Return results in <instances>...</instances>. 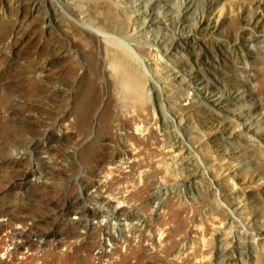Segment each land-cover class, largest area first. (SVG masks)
I'll return each mask as SVG.
<instances>
[{
    "label": "rangeland",
    "instance_id": "rangeland-1",
    "mask_svg": "<svg viewBox=\"0 0 264 264\" xmlns=\"http://www.w3.org/2000/svg\"><path fill=\"white\" fill-rule=\"evenodd\" d=\"M27 1L0 0V261L6 264H20V262L23 264H96L97 261V264H154V262L155 264H190L193 260L194 262L191 264H252L245 255L241 256L240 263L239 261H229L227 254L222 252L227 245L231 244V239L235 240L232 245L234 244L236 254L239 253L238 243L240 240L241 253L245 245L250 247L257 242L256 248L260 247L259 251L256 249L258 252H261L263 247L258 242V236L255 239L250 237L253 232L250 229L252 228L250 223L243 219L240 220L238 217L234 221L229 219L233 211L230 202L226 201L228 199L223 195V191L221 192L218 186L212 184L204 176L203 169H200L201 165L197 164L196 160L198 158L199 163H203V165L205 163V167L211 168L207 165V154L218 155L221 154V151L229 150V156H223L227 158L225 159L226 163L236 164L239 168L246 167L255 174L264 175V139L256 138L248 131L239 129V124L236 123L237 119L234 118L235 115L232 112H227V115L233 117V123L222 124L218 116L209 114L211 117L214 116V119L210 120V116L204 111L200 112V116L193 117L196 121L189 122L194 130L197 129V134L187 139L184 137L185 134L180 124L175 122L173 125L169 121L171 124L169 126L168 122L164 123L156 94L151 89L147 90V92L149 91L147 97L150 104L147 103L145 108L149 107L150 109H146L149 110L146 115H144L145 112L143 114L142 111L137 110L142 108L144 111V106L137 104L138 107L140 106L137 108L134 105L136 103L132 104L135 108L131 106L134 111L127 105L120 106L115 97L114 82L111 81L112 78L109 75L106 50L111 47V50L114 48L121 52V50H125L119 49V51L118 47H123H117L116 44L114 47L113 44L107 45L105 42H102L100 46L88 35L74 32L75 30L68 20L69 8L64 6L63 0ZM112 6L101 9L104 11H100L102 18L111 19L114 23L116 21V26L124 28L130 21L133 22V16L129 21V15H123L129 12H122L118 6ZM116 13L119 16L115 19ZM65 14L67 15L65 16ZM111 15H114V18ZM262 23L264 24V21ZM241 24L243 25L241 28L233 24L230 25L231 27H227L229 30L227 35L220 34L219 36L215 33L217 37L225 41L226 47L223 49L225 56L216 41H211L213 49L211 51L217 56V62L210 53L208 57L218 68L216 74L219 79L225 81L223 82L226 86L245 89L247 101L243 103L246 105H241V107L233 105V110L236 112L248 111L253 115L262 108L264 109V32L256 30V21L251 18ZM135 27H133L135 31L133 28L132 32L129 31L128 37L141 39L138 41L139 43H136L138 46H142H137V48L148 54L149 58L152 53V60H150L152 64L150 63L149 70L156 69L159 64L160 68L157 67V69L163 71L160 63L166 58L165 61L170 64L168 55L160 48L157 50V46L146 37L140 38V33ZM66 29L70 31H66ZM252 33H254V37ZM72 38L77 39L74 41ZM145 42H151L152 45ZM106 45L109 47L107 48ZM250 45L255 46L254 49L250 48ZM155 48L157 51L160 49L162 53L160 51L157 53ZM196 48L175 53L177 57L180 55L179 58L194 71L199 70L195 58L201 52L199 48L197 50ZM133 49L135 48L133 47ZM196 52L197 54H195ZM172 53L174 54V52ZM124 54L126 56L127 53L124 52ZM102 55L106 58L101 57ZM127 55L130 56V54ZM160 56L165 58L161 59ZM130 57L132 58V56ZM132 59L130 60L134 63L135 61ZM135 63V66H139L138 68L141 70L140 65ZM46 65L47 67H45ZM208 68L213 71L208 64L206 65V62L201 64V69L204 72L207 70V74H205L211 80L213 72ZM140 72L143 73V76L140 75L145 79V82L149 80L145 71ZM144 84L148 87L149 82ZM216 84L218 87L221 86V89L223 88L222 84ZM146 86L145 88H147ZM168 88L171 87L168 86ZM175 88L174 86L167 91L170 90L172 95H176L178 88L176 90ZM125 107L127 110H124ZM191 112L189 110L188 112L182 111L184 121L188 120L189 114H194ZM207 118L211 121L208 126L204 124L205 120H208ZM67 120L71 123H67ZM223 126H226L229 131H234L238 136L231 139L227 134L224 135L227 142L220 137L217 139L210 137L215 129ZM213 127L215 128L213 129ZM177 132H180V135L184 134L180 136V140L176 138ZM183 137L184 139H182ZM112 153L116 155L115 161ZM132 153L134 156L131 155ZM223 155L227 154L223 153ZM13 157H18L17 161L13 160ZM214 169L218 170L219 167L215 166ZM197 170L199 171L197 179L194 180L193 176ZM230 178L233 184L239 186V181L235 176H230ZM53 184H57V186L52 187ZM44 186L47 189L43 188ZM238 199L244 200L242 195ZM263 202L260 207L264 209ZM247 203L248 206L245 203L247 217L252 222L257 205L252 202ZM118 208L121 211H118ZM78 209L81 212L78 213ZM43 214H47V216ZM75 215L76 217H73ZM36 218L37 220H34ZM82 218L85 219L82 220ZM68 219L74 220V222H69ZM24 220L28 222L26 223L29 224L27 225L29 228L22 226L23 223L20 228V222ZM78 221L79 223H77ZM35 222L36 225H33ZM183 222L188 225H184ZM30 224L34 228H31ZM181 225H184L185 228L182 227L184 230ZM9 227H12L11 230ZM81 227L83 228L81 229ZM106 229L111 233L109 234ZM193 229L198 230L195 232ZM103 230L104 233H102ZM74 231L77 233L76 235ZM97 231L98 233H96ZM196 233L199 234L196 235ZM31 235L36 244L30 245V248L27 240ZM65 236H67L66 240ZM90 238L92 239L90 240ZM63 239L65 241L58 244ZM73 239L75 240L69 241ZM223 240L224 243H222ZM97 241L98 243H96ZM50 242H52L51 245ZM226 242L230 243L226 244ZM64 243L70 245L67 247ZM99 243L102 247H99ZM39 245H42V249ZM62 247L67 254L61 250ZM54 248L55 250H53ZM68 248L71 251H68ZM89 248L90 250H88ZM92 248L97 249L92 252ZM33 249L35 250L33 251ZM57 250L58 252H56ZM103 250L105 251L103 252ZM70 252L73 253L70 254ZM59 253L62 257H59ZM91 253L96 254L90 256ZM41 256H45L43 260L46 262L41 259ZM87 256L90 257V260ZM97 256L101 259H98ZM36 257L38 259L41 257L39 262H36L38 261ZM8 260L11 262L9 263Z\"/></svg>",
    "mask_w": 264,
    "mask_h": 264
},
{
    "label": "bare ground",
    "instance_id": "bare-ground-1",
    "mask_svg": "<svg viewBox=\"0 0 264 264\" xmlns=\"http://www.w3.org/2000/svg\"><path fill=\"white\" fill-rule=\"evenodd\" d=\"M29 1V0H28ZM27 1V2H28ZM32 1V0H31ZM45 1V0H44ZM43 1V3H44ZM64 1V6L69 8V15H68V20H69V24H71L72 28L75 30L74 32H77L78 34H84V35H88L89 37L92 38L93 41H95V43H97L98 45L101 46L102 42H105V44L107 45H112L114 46L115 44L120 47L123 48H119V49H124L125 51L118 52L117 49L111 50V47L107 46L108 48L106 57L107 61H108V70L110 72V76H111V81L113 80L114 82V93H115V97H116V101L120 106H126L127 107H131L133 106L132 104H134L135 106H137V108H139L140 106H145L148 104H150L148 97H147V93L150 91V89L154 92V94H156V98L160 107V112L163 116V121L168 122L169 121L175 125L174 123L177 122L178 124H180L183 133L185 134L184 137H186L187 139H190L193 137L194 134H197L196 130H194L191 125L189 124V122L194 121L195 119L193 118L194 116H200V112H205L208 115L209 114H213L215 116H218L221 121L222 124H232L234 119L233 117H230L229 115H227V112H232L237 120L236 123L239 124V129H244L245 131H248L249 133L253 134L256 138H262L264 139V109L262 108L260 111H257L255 114H251L250 112H236L233 110V105H239L241 107L245 106L246 104H244L243 102L247 101V94L245 93V89L242 87H237V86H226L224 84V80L219 79L218 75L216 74L217 72V67L213 64L212 61H210L209 59V53L210 55L214 58V60L217 62V56L214 54L212 47H211V41H216L217 46L220 48V51H222L223 55L225 56V51H223L224 47H226L225 41L222 38H219L216 36L215 33H217L219 36L220 34H224L227 35L229 32L227 27H231L230 25H238L241 28V22H245L247 21L248 18H251L253 20L256 21V30L258 32H264V24L262 23L264 21V0H63ZM42 2V1H41ZM35 3V2H34ZM40 3V2H39ZM53 7L54 4L52 3ZM56 5V4H55ZM112 5L118 6V8L121 9L122 12H129L127 14H123V15H129L131 14L130 18L128 16V20L131 19V17L133 18V22L130 21V23L125 26H127L126 28L122 27V26H116V21L115 23L113 21H111V19H105L102 18L100 11L101 9L104 8H108L111 7ZM22 6V5H21ZM36 7V6H35ZM27 8V7H26ZM41 8V7H40ZM45 8V7H44ZM113 8V6H112ZM111 8V9H112ZM115 8V7H114ZM55 9V8H54ZM116 9V8H115ZM35 10V9H34ZM41 10V9H40ZM39 10V11H40ZM109 10V9H108ZM119 11V9H117ZM103 11V10H102ZM101 11V12H102ZM21 12V11H20ZM46 12V11H45ZM56 12V11H55ZM104 12V11H103ZM115 12V11H113ZM117 12V11H116ZM19 13V12H18ZM68 13V12H66ZM106 13V12H105ZM104 13V15H105ZM109 13V12H108ZM112 13V12H111ZM35 14V13H34ZM37 14V13H36ZM57 14V13H56ZM110 14V13H109ZM45 15V14H44ZM51 15V14H50ZM67 14H65L66 16ZM115 15V13H114ZM114 15H111L114 18ZM59 16V15H58ZM57 16V18H58ZM119 16V14L115 16L116 17ZM43 17V16H42ZM20 18V17H19ZM37 18V17H36ZM56 18V19H57ZM67 18V17H66ZM109 18V17H108ZM33 19V18H32ZM114 19V20H115ZM119 19V17H118ZM126 19V18H125ZM30 20V19H29ZM28 20V21H29ZM51 20V18H50ZM126 20V21H128ZM132 20V19H131ZM58 21V20H57ZM67 21V20H66ZM125 21V23H126ZM38 22V21H37ZM28 23V22H27ZM43 24V23H42ZM45 24V23H44ZM66 24V22H65ZM120 24V23H119ZM118 24V25H119ZM30 25V23H29ZM68 26V24H67ZM137 27V30L139 31V37L140 38H144L146 37L148 40L152 41L156 46H157V50L158 48L161 49L162 52H164L166 55H168V59H169V63H167L165 61V59H163L161 56L160 58L163 59L161 60L162 62L160 63L163 71H159L156 67V69H150L151 68V61L152 60V51H150V58L148 54H145L142 50L138 49V40L136 37H128L129 35V31H131V29L133 27ZM243 26V25H242ZM250 26V25H249ZM46 27V26H44ZM135 27V28H136ZM246 27V26H245ZM244 27V28H245ZM252 27V26H251ZM7 28V27H6ZM37 28V27H36ZM55 28V27H54ZM69 28V27H68ZM227 28V29H226ZM47 29V28H46ZM134 29V28H133ZM6 30V29H5ZM21 30V29H19ZM69 29H66V31ZM238 30V29H236ZM247 30V29H246ZM251 30V29H250ZM253 30V29H252ZM11 31V30H10ZM70 31V30H69ZM135 31V29L133 30ZM36 32V31H35ZM44 32V31H43ZM132 32V31H131ZM130 32V33H131ZM252 32V31H250ZM255 32V31H254ZM54 33V32H53ZM70 34V32H68ZM72 33V32H71ZM134 33V32H133ZM236 33V32H235ZM239 33H241L239 31ZM67 34V35H69ZM138 34V33H137ZM254 33H252L253 36ZM257 34V33H256ZM57 35V34H56ZM73 35V34H72ZM131 35V34H130ZM136 35V34H134ZM237 35V34H236ZM235 35V37H236ZM240 36V34H239ZM249 36V35H247ZM255 36V35H254ZM253 36V37H254ZM261 36V35H260ZM43 37V36H42ZM70 37V36H69ZM75 37V36H74ZM81 37V36H80ZM85 37V36H84ZM83 37V38H84ZM171 37V38H169ZM238 37V36H237ZM55 38V37H54ZM65 38V37H64ZM82 38V37H81ZM246 38V37H245ZM252 38V37H251ZM261 38V37H260ZM50 39V38H49ZM73 39V38H72ZM77 39V38H76ZM75 38L73 39L74 41L76 40ZM79 39V38H78ZM64 40V39H63ZM84 40V39H81ZM146 40V39H145ZM147 40V41H148ZM228 40V39H227ZM240 40V39H239ZM262 40V39H261ZM89 41V40H88ZM85 41V42H88ZM92 41V42H93ZM63 42V41H62ZM71 42V41H70ZM78 42V41H77ZM76 42V43H77ZM82 42V41H80ZM138 42V43H136ZM227 42V41H226ZM229 42V41H228ZM238 42V41H237ZM72 43V42H71ZM84 43V41H83ZM91 43V42H88ZM88 43H86L88 45ZM94 43V42H93ZM92 43V44H93ZM142 43H144L142 41ZM145 43H149V42H145ZM213 43V42H212ZM263 43V42H262ZM69 44V43H68ZM75 44V43H74ZM85 44V43H84ZM83 44V45H84ZM91 44V45H92ZM150 45L151 42L149 43ZM148 44V45H149ZM229 44V43H228ZM239 44V43H238ZM90 45V44H89ZM90 45V46H91ZM95 45V44H94ZM215 45V44H214ZM58 46V45H57ZM86 46V45H85ZM140 46V45H139ZM138 46V47H139ZM142 46V45H141ZM140 46V47H141ZM145 46V45H144ZM143 46V48H144ZM228 46V45H227ZM230 46V45H229ZM262 46V45H261ZM115 47V46H114ZM133 47L135 49H133ZM148 47V46H147ZM155 47V46H154ZM199 48L201 50L200 54L196 55L195 58V62L198 64L199 66V70L198 71H194L190 69V66L187 65L186 63L183 62V60L180 57L176 56V52L177 51H181V50H185V51H189L191 48L195 49V48ZM253 47L255 46H251L250 48L254 49ZM264 47V45H263ZM52 48V47H51ZM59 48V46H58ZM61 48V47H60ZM94 48V47H93ZM103 48V47H102ZM142 48V49H143ZM152 48V47H151ZM150 48V49H151ZM196 48V50H197ZM233 48V47H232ZM240 48V47H239ZM89 49V48H88ZM92 49V48H91ZM145 49V48H144ZM159 49V51H160ZM60 50V49H59ZM101 50V49H100ZM105 50V49H104ZM153 50V48L151 49ZM156 50V48H155ZM156 50V51H157ZM54 51V49H53ZM61 51V50H60ZM120 51V50H119ZM157 51V53L159 52ZM160 51V52H161ZM252 51V50H251ZM57 52V50H56ZM90 52V51H89ZM102 52V50H101ZM125 53L130 54V56H132V58L134 59L135 62H137L140 67L141 70H139V66H135V62L133 63V61H131L130 59H132L129 55ZM148 52V51H147ZM161 52V53H162ZM174 52V54L172 53ZM182 52V51H181ZM184 52V51H183ZM63 53V52H62ZM154 53V50H153ZM155 53V54H157ZM176 53V54H175ZM192 53V52H191ZM217 53V52H216ZM247 53V52H245ZM249 53V52H248ZM90 54V53H89ZM102 54V53H101ZM153 54V55H155ZM184 54V53H182ZM181 54V55H182ZM197 54V52L195 53ZM239 54V53H238ZM100 55V54H99ZM158 55V54H157ZM186 55V54H184ZM228 55V54H227ZM62 56V55H61ZM104 55H102L101 57H103ZM130 58H128V57ZM254 56V55H253ZM63 57V56H62ZM105 57V56H104ZM105 57V58H106ZM155 57V56H154ZM153 57V58H154ZM185 57V56H184ZM245 58V56H244ZM56 59V58H55ZM101 59V58H100ZM132 59V60H133ZM156 59V58H155ZM158 59V58H157ZM185 59V58H184ZM187 59V57H186ZM190 59V57H189ZM209 59V60H208ZM230 59V57H229ZM53 60V59H52ZM76 60V59H75ZM105 60V59H104ZM160 60V59H159ZM158 60V63H159ZM188 60V59H187ZM234 60V59H233ZM100 61V60H99ZM105 61V62H107ZM218 61H220L218 59ZM235 61V60H234ZM75 62V61H74ZM102 62V61H101ZM156 62V61H155ZM208 64L210 66V68L213 69V73L212 74V79L210 80L206 74H207V70L204 72L201 69V64ZM44 63V62H43ZM47 64V62H45ZM100 63V62H99ZM191 63V62H190ZM230 63V62H229ZM54 64V63H53ZM137 64V65H138ZM152 64V63H151ZM156 64V63H153ZM189 64V63H188ZM193 64V62H192ZM221 64V61H220ZM227 64V63H226ZM231 64V63H230ZM191 65V64H190ZM218 65V64H217ZM106 66V65H105ZM222 66V65H221ZM47 67V65L45 66ZM49 67V66H48ZM192 67V65H191ZM193 67H195L193 65ZM229 67V66H228ZM101 68V67H100ZM160 68V67H158ZM203 68H205L203 66ZM46 69V68H44ZM48 69V68H47ZM75 69V68H74ZM106 69V68H105ZM193 69V68H192ZM209 70V68H208ZM209 70V71H210ZM47 71V70H46ZM140 71H145L146 75L149 76V80H147L149 82L148 87L146 86V84L144 83H148L147 81L145 82V79L141 77V75L143 76V73L141 74ZM224 71V70H223ZM104 72V71H103ZM230 72V71H228ZM35 73V72H34ZM38 73V72H37ZM107 73V72H106ZM206 73V74H205ZM40 74V73H39ZM68 74V73H67ZM141 74V75H140ZM226 74V73H225ZM35 75V74H34ZM38 76V75H37ZM35 77V76H34ZM39 77V76H38ZM209 79V80H208ZM144 80V81H143ZM224 81V82H223ZM216 83L222 84L223 88L221 89V86L218 87ZM67 84V83H66ZM113 84V83H112ZM228 84V83H227ZM178 85V86H177ZM145 86L148 88H145ZM168 86L172 87H176L178 88V92H176V95H172L169 91H167V89H171L168 88ZM52 87V86H51ZM93 87V86H92ZM212 87V88H211ZM175 88V90H176ZM50 89V88H49ZM56 89V88H55ZM63 89V88H62ZM67 89V88H66ZM64 90V89H63ZM91 90V89H90ZM147 90H149L147 92ZM52 91V90H51ZM54 91V90H53ZM89 91V90H88ZM146 91V92H145ZM58 92V91H57ZM69 92V91H68ZM55 93V92H54ZM113 93V94H114ZM173 93V92H172ZM219 93V94H218ZM65 96V95H64ZM111 98V97H110ZM114 98V96H113ZM240 99V100H238ZM129 102V103H128ZM208 102V103H207ZM113 103V102H112ZM131 103V105H130ZM140 105L138 107V105ZM118 105V106H119ZM130 105V106H129ZM210 105V106H209ZM117 106V105H116ZM135 106H133L135 108ZM213 106V108H212ZM121 108V107H120ZM132 108V107H131ZM130 108V109H131ZM136 108V109H137ZM143 108V109H144ZM149 107L145 108V110L143 111L142 108H140L141 110L137 109L138 111H142L145 112L144 115H146V113L149 112V110L147 111L146 109H148ZM150 109V108H149ZM246 108H244L245 110ZM124 110H127L126 107L124 108ZM129 110V109H128ZM131 110L134 111V109L132 108ZM192 111L194 114H189V118L188 120L184 121V115L182 113V111ZM247 110V109H246ZM136 111V110H135ZM147 111V112H146ZM68 112V110H67ZM191 112V113H192ZM71 113V112H70ZM141 113V112H138ZM141 113V114H142ZM190 113V112H189ZM67 114V113H66ZM75 114V113H74ZM73 114V115H74ZM142 114V115H143ZM72 115V114H71ZM76 115V114H75ZM74 115V116H75ZM188 115V114H187ZM207 115V116H208ZM79 116V115H78ZM210 116V115H209ZM208 116V117H209ZM206 117V116H205ZM214 117V116H213ZM213 117L210 116V120L214 119ZM73 118V117H72ZM71 118V119H72ZM62 119V117H61ZM77 119V117H76ZM198 119V118H197ZM204 119V118H203ZM206 119V118H205ZM208 119V118H207ZM74 120V119H73ZM71 120V121H73ZM209 119L205 120V125L208 126L209 124H211V121ZM218 120V119H217ZM228 120V121H227ZM63 121V119H62ZM68 121V120H67ZM80 121V120H79ZM135 121V120H134ZM137 121V120H136ZM196 121V120H195ZM215 121V120H214ZM59 122V121H58ZM75 122V121H74ZM77 122V121H76ZM186 122V123H185ZM61 123V122H60ZM67 123H71V122H67ZM135 123V122H134ZM73 124V123H72ZM75 124V123H74ZM160 124V123H159ZM195 124V122H194ZM194 124L193 127H194ZM67 125V124H64ZM63 125V126H64ZM69 125V124H68ZM154 125V124H153ZM167 127V124H165ZM164 125V126H165ZM169 126L171 125L170 123L168 124ZM172 125V126H173ZM215 125V124H214ZM237 125V124H236ZM149 126V125H148ZM196 126V125H195ZM66 128H68L67 126H65ZM64 127V128H65ZM155 127V126H154ZM171 128V127H170ZM215 127H213L214 129ZM238 128V127H237ZM145 129V128H144ZM157 129V128H156ZM210 130V129H209ZM208 130V131H209ZM178 136L176 138H179L180 140V132H177ZM210 133V132H209ZM182 134V132H181ZM228 135L229 138H234L235 136H238V134H235L234 131H229L228 128H226V126L223 127H219L218 129H215L212 134L210 135L211 138L217 139L220 137V139H223L224 141L227 142L226 138L224 137V135ZM241 135V133H240ZM184 137L182 139H184ZM139 138V137H138ZM146 139V138H145ZM228 139V138H227ZM178 141V139H177ZM183 141V140H182ZM181 141V142H182ZM234 141V140H233ZM154 142V141H153ZM238 142V141H236ZM184 143V142H183ZM160 144V143H159ZM182 144V143H181ZM135 146V145H134ZM139 147V146H138ZM170 147V146H169ZM141 148V147H140ZM145 148V147H144ZM171 148V147H170ZM140 150V149H139ZM142 150V149H141ZM151 150V149H150ZM107 151V150H106ZM161 151V150H160ZM163 151V150H162ZM115 153V152H114ZM135 153V152H134ZM223 153H226L227 155H223ZM113 154V153H112ZM169 154V152H168ZM172 154V153H171ZM207 154V153H206ZM205 154V155H206ZM229 150H224L221 151V154L215 155L213 153L211 154H207L208 157V166H211V168L209 167H205V163L203 165V163H199L200 160L197 158H195L196 163L200 164L201 167L200 169H203L202 171L204 172V176H206V178L209 179V181L218 186L221 189V192L223 191V195L225 196L226 201L230 202V207L233 209L231 215H230V220L234 221L237 217L241 220H245L246 222L250 223V229L253 230V232L251 233L250 237L252 236L253 239H255L256 236H258V242L259 244H261V246L263 247V250H261V252H258L260 247L257 249L256 245L257 242L255 244H251L252 246L248 247L247 245H245L242 253H241V240L238 243V249H239V253L236 254L235 253V249L232 245V242H234L235 240L231 239V244L227 245L224 250L222 251L223 253L227 254V256L229 257V261H239L241 263V256H246L248 258V260H250L252 262V264H264V209L261 208L260 204L263 202L264 200V175L262 174H255L252 171H250L249 168H239L237 167V165L235 164H229L226 163L225 159L223 156H229ZM26 155V154H25ZM134 156V155H133ZM19 157V156H18ZM18 157H13V160L18 159ZM22 157V156H21ZM45 157V156H44ZM63 157V156H62ZM65 157V156H64ZM63 157V158H64ZM116 155L113 154V160L115 161ZM174 157V156H173ZM206 157V158H207ZM57 158V157H56ZM61 158V157H60ZM128 158V157H127ZM169 158V157H168ZM23 159V158H21ZM130 159V158H129ZM173 159V158H172ZM12 160V161H13ZM20 160V158H19ZM112 160V161H113ZM138 161V160H137ZM10 162V161H9ZM127 162V160H126ZM167 162V161H166ZM195 162V161H194ZM236 162V161H235ZM22 163V162H21ZM9 164V163H8ZM19 164V162H18ZM34 165V163H32ZM125 164V162H124ZM128 164V163H127ZM15 165V164H14ZM129 165V164H128ZM11 166V165H10ZM38 166V165H37ZM215 166H218L219 169L216 170L214 169ZM39 168V167H38ZM163 168V166H162ZM166 168V167H165ZM164 168V169H165ZM22 169V168H21ZM31 169V168H30ZM35 169V168H32ZM198 168V170H200ZM205 169V170H204ZM166 170V169H165ZM195 171V175L193 176V179H197V174L199 171ZM23 171V170H22ZM30 171V170H29ZM35 172V170H33ZM113 171V170H112ZM20 172V171H19ZM143 172V171H142ZM168 172V171H167ZM34 174V173H33ZM64 174V173H63ZM20 175V174H19ZM149 175V174H148ZM176 175V174H175ZM26 176V175H25ZM35 176V175H34ZM64 176V175H63ZM129 176V175H128ZM179 176V175H178ZM230 176H235L236 179L239 181V186L237 184H233L230 180ZM35 178V177H33ZM15 179V178H14ZM43 179V178H42ZM46 179V178H45ZM57 179V178H56ZM149 179V178H148ZM176 179V178H175ZM190 179V178H189ZM39 180V179H38ZM145 180V179H144ZM188 181V179H186ZM33 181V180H31ZM46 181V180H44ZM127 181V180H126ZM13 182V181H12ZM15 182V181H14ZM35 182V181H33ZM32 182V183H33ZM42 182V180H41ZM16 183V182H15ZM22 183V182H21ZM50 183V182H49ZM125 183V182H124ZM23 184V183H22ZM48 184V183H47ZM46 184V185H47ZM52 184V183H51ZM102 184V183H101ZM148 184V183H147ZM42 185V184H41ZM57 184H53L52 187ZM87 185V184H86ZM92 185V184H91ZM48 187V185H47ZM55 187V186H54ZM9 188V187H8ZM23 188V187H22ZM36 188V186H35ZM43 188L47 189L46 186H44ZM42 188V189H43ZM214 188V186H213ZM91 189V188H89ZM6 190V189H5ZM49 190V189H48ZM46 190V191H48ZM82 190V189H81ZM22 191V190H21ZM24 191V190H23ZM7 192V191H6ZM13 192V191H12ZM129 192V191H128ZM45 193V192H44ZM48 193V192H47ZM46 193V194H47ZM19 194V193H18ZM17 194V195H18ZM141 194V193H140ZM219 194V193H218ZM142 195V194H141ZM220 195V194H219ZM242 195L244 200H239L238 197ZM110 196V195H109ZM221 196V195H220ZM219 196V197H220ZM80 197V196H79ZM221 198V197H220ZM80 200V199H79ZM78 200V201H79ZM57 201V199H56ZM76 201V200H75ZM83 201V200H82ZM64 202V201H63ZM70 202V201H69ZM72 202V201H71ZM220 202V201H219ZM247 202H252L255 203L257 205L256 207V211L254 212V218L251 221H249V217H247V213H246V207L248 206ZM62 203V202H61ZM67 203V202H66ZM85 203V202H84ZM148 203V201H147ZM247 206H246V204ZM264 203V202H263ZM60 204V202H59ZM63 204V203H62ZM73 204V203H72ZM111 204V203H110ZM115 204V203H114ZM219 204V203H217ZM113 205V204H112ZM222 205V204H221ZM62 206V205H61ZM118 206V205H116ZM225 206V204H224ZM68 207V205H67ZM119 207V206H118ZM218 207V206H217ZM73 208V207H72ZM116 208V207H115ZM153 208V207H152ZM52 209V208H51ZM119 209V208H118ZM222 209V208H221ZM249 209V208H248ZM56 210V209H55ZM96 210V209H95ZM117 211V209H115ZM123 210H125L123 208ZM128 210V209H127ZM9 211V210H8ZM75 211H77L75 209ZM82 211H84L82 209ZM118 211H121L120 209ZM248 211V210H247ZM250 211V210H249ZM7 212V211H6ZM14 212V210H13ZM17 212V211H16ZM54 212V211H53ZM69 212V211H68ZM81 212V210L79 211L78 209V213ZM88 212V211H87ZM125 212V211H124ZM15 213V212H14ZM30 213V212H28ZM57 213V212H56ZM76 213V215L78 214ZM85 213V212H83ZM95 213V211H94ZM99 213V212H98ZM97 213V214H98ZM151 213V212H150ZM11 214V213H10ZM22 214V213H21ZM27 214V213H26ZM25 214V215H26ZM36 214V213H35ZM58 214V213H57ZM56 214V215H57ZM86 214V213H85ZM84 214V215H85ZM96 214V215H97ZM159 214V213H158ZM157 214V215H158ZM46 215L47 214H43ZM42 215V216H43ZM73 216V217H76ZM82 215V214H80ZM126 215V214H125ZM178 215V214H177ZM19 216V215H18ZM17 216V217H18ZM69 216V215H68ZM78 216V215H77ZM89 216V215H88ZM176 216V215H175ZM182 216V215H180ZM4 217V216H3ZM22 217V216H21ZM24 217V215H23ZM54 217V216H51ZM50 217V218H51ZM133 217V215H132ZM146 217V216H145ZM160 217V216H159ZM28 218V217H27ZM49 218V219H50ZM58 218V217H57ZM70 218V216H69ZM123 218V217H122ZM147 218V217H146ZM149 218V217H148ZM151 218V217H150ZM182 218V217H181ZM7 219V218H6ZM5 219V220H6ZM62 219V217H61ZM76 219V218H75ZM79 219V216H78ZM85 219V218H84ZM82 218V220H84ZM139 219V217H138ZM185 219V218H184ZM192 219V217H191ZM17 220V219H16ZM21 220V219H20ZM29 220V219H28ZM32 220V219H31ZM34 220H37L34 219ZM47 220V219H46ZM45 220V221H46ZM60 220V219H59ZM64 220V219H63ZM69 222L71 221V219H68ZM77 220V219H76ZM126 220V219H125ZM7 221V220H6ZM49 221V220H48ZM79 221H81L79 219ZM79 221L77 223H79ZM143 221V220H142ZM184 221V220H183ZM189 221V219H188ZM192 220H190V223ZM244 221V222H245ZM8 222V221H7ZM6 222V224H7ZM16 222V221H15ZM27 221L24 220L22 222H20L21 224L19 225L21 228V225L23 223L22 226H27L29 224L26 223ZM34 222V221H33ZM61 222V221H60ZM64 222V221H63ZM71 222H74L71 221ZM128 222V221H127ZM182 222V221H180ZM245 222V223H246ZM48 223V222H47ZM68 223V222H67ZM76 223V221H75ZM85 223V222H84ZM136 223V222H135ZM152 223V222H151ZM158 223V222H157ZM179 223V222H178ZM5 224V223H4ZM14 224V223H13ZM17 224V223H16ZM19 224V223H18ZM32 224V223H31ZM30 224V225H31ZM81 224V223H80ZM121 224V223H120ZM128 224V223H126ZM125 224V225H126ZM141 224V223H140ZM146 224V223H145ZM150 224V223H149ZM184 225H188L185 224V222H183ZM8 225V224H7ZM36 225V222L35 224ZM33 225H31V228L33 227ZM69 225V224H67ZM79 225V224H78ZM130 225V224H129ZM183 225V226H184ZM1 226V225H0ZM6 226V225H5ZM10 226V225H9ZM18 226V225H17ZM70 226V225H69ZM76 226V225H75ZM82 226V225H81ZM181 225V228L183 227ZM192 226V225H191ZM16 227V226H15ZM14 227V228H15ZM28 227V226H27ZM87 227V226H86ZM8 228V227H7ZM10 228V227H9ZM12 228V227H11ZM10 228V230H11ZM17 228V227H16ZM24 228V227H23ZM22 228V229H23ZM26 228V227H25ZM29 228V227H28ZM34 228V227H33ZM39 228V227H38ZM63 228V227H61ZM72 228V227H70ZM69 228V229H70ZM83 227H81L82 229ZM107 228V226H106ZM132 228V227H131ZM144 228V227H143ZM151 228V227H150ZM179 229H181L180 227H178ZM185 228V227H183ZM182 228V229H183ZM191 228V227H189ZM19 229V227H18ZM65 229V228H63ZM67 229V228H66ZM76 229V227H75ZM80 229V228H79ZM78 229V230H79ZM102 229V227H101ZM129 229V228H128ZM5 230V229H4ZM8 230V229H7ZM26 230V229H25ZM39 230V229H37ZM36 230V231H37ZM44 230V228H43ZM46 230V229H45ZM184 230V229H183ZM198 230V229H193ZM192 230V232H193ZM250 230V231H252ZM71 231V230H70ZM81 231V230H79ZM85 231V230H84ZM91 231V230H90ZM96 231V230H95ZM99 231V228H98ZM98 231L96 233H98ZM107 231V229H106ZM128 231V230H127ZM181 231V230H180ZM188 231V230H187ZM186 231V232H187ZM191 232V230H189ZM11 232V231H10ZM17 232V231H16ZM22 232V231H21ZM44 232V231H42ZM109 232V231H107ZM106 232V233H107ZM198 232V231H197ZM15 233V231H14ZM19 233V232H17ZM33 233V231H32ZM46 233V232H45ZM49 233V232H48ZM72 233V232H71ZM75 235L77 234L74 231ZM83 233V232H82ZM93 233V232H92ZM102 233H104V230L102 231ZM111 232H109L110 234ZM10 234V233H9ZM69 234V233H68ZM89 234V233H88ZM95 234V233H93ZM101 234V232H100ZM126 234V233H125ZM144 234V233H143ZM199 233H196V235H198ZM17 235V234H16ZM36 235V234H35ZM92 235V234H91ZM141 235V234H140ZM8 236V235H7ZM6 236V237H7ZM43 236V235H42ZM48 236V235H47ZM72 236V235H71ZM82 236V235H81ZM93 236V235H92ZM110 236V235H108ZM107 236V237H108ZM112 236V235H111ZM67 236H65V240ZM70 237V235H69ZM73 237V236H72ZM91 237V236H90ZM95 237V236H94ZM100 237V236H99ZM21 238V237H20ZM29 238V237H28ZM74 238V237H73ZM77 238V237H76ZM101 238V237H100ZM148 238V237H147ZM225 238V237H224ZM223 238V239H224ZM2 239V238H1ZM27 239V238H26ZM92 238H90L91 240ZM99 239V238H98ZM96 239V240H98ZM110 239V238H109ZM118 239V238H117ZM152 239V238H150ZM227 239H230V237H227ZM252 239V240H253ZM25 240V238H24ZM37 240V239H36ZM44 240V239H43ZM58 240V239H57ZM59 241L61 243L58 244H62L64 241ZM73 240H69V241H74ZM88 240V239H87ZM153 240V239H152ZM226 241V239H224ZM224 240L222 241V243H224ZM257 240V239H256ZM1 241V240H0ZM23 241V239H22ZM35 240H33L32 235L30 236V239L27 240L28 245L33 246L36 243L34 242ZM38 241V240H37ZM36 241V242H37ZM46 241V240H45ZM51 241V240H50ZM78 241V240H77ZM99 241V240H98ZM98 241L96 243H98ZM102 241V239H101ZM100 241V242H101ZM107 241V240H106ZM255 241V240H254ZM253 241V242H254ZM19 242V241H18ZM17 242V243H18ZM21 242V241H20ZM57 242V241H56ZM89 242V241H88ZM103 242V241H102ZM120 242V241H119ZM147 242V241H146ZM154 242V241H153ZM228 242V243H230ZM4 243V242H3ZM16 243V242H15ZM38 243V242H37ZM48 243V242H47ZM52 242H50L51 245ZM68 243V242H66ZM66 243H64L66 245ZM91 243V242H89ZM94 243V242H93ZM226 242V244H228ZM237 243V241H236ZM235 243V244H236ZM23 244V242H22ZM42 244V243H41ZM57 244V243H56ZM57 244V246H58ZM101 243H99V247H102L100 245ZM225 244V245H226ZM17 245V244H16ZM44 245V244H42ZM42 245L40 246V249ZM47 245V244H46ZM54 245V242H53ZM52 245V246H53ZM70 244L66 245L67 247ZM73 245H75L73 243ZM71 244V246H73ZM89 245V244H88ZM97 245V244H95ZM232 245V246H230ZM3 246V245H2ZM30 246V248H31ZM63 246V245H61ZM70 246V247H71ZM77 246V244H76ZM90 246V245H89ZM93 246V245H92ZM107 246V245H106ZM259 246V245H258ZM15 247V246H14ZM26 247V246H25ZM28 247V246H27ZM56 248V245L54 246ZM98 247V248H99ZM146 247V246H145ZM155 248V246H153ZM152 247V248H153ZM161 247V246H160ZM21 248V247H20ZM24 248V247H23ZM37 248V247H36ZM50 248V246H49ZM52 248V247H51ZM55 248L53 250H55ZM75 248V246H74ZM105 248V247H104ZM103 248V249H104ZM147 248V247H146ZM159 248V247H158ZM166 248V247H164ZM18 249V248H17ZM59 249V248H58ZM65 249V246H64ZM67 249V248H66ZM70 248H68V251ZM73 249V247H72ZM77 251L78 249L75 248ZM97 249V248H94ZM92 248V252L94 250ZM145 249V248H144ZM174 249V248H173ZM237 249V248H236ZM258 251H257V250ZM1 250V248H0ZM30 250V249H29ZM35 249H33L34 251ZM45 250V249H44ZM52 250V251H53ZM61 250H63V247L61 248ZM61 250H59L61 252ZM75 250V251H76ZM80 250V249H79ZM90 250V248L88 249ZM154 250V249H153ZM168 250V249H167ZM17 251V250H16ZM41 251V250H39ZM51 251V252H52ZM102 251V250H101ZM105 250H103L104 252ZM136 251V250H135ZM161 251V250H160ZM172 251V250H171ZM13 252V251H12ZM15 252V251H14ZM38 252V251H37ZM36 252V253H37ZM49 252V251H48ZM58 252V250L56 251ZM63 252H65L63 250ZM89 252V251H88ZM95 252V251H94ZM147 252V251H146ZM198 252V250H197ZM196 252V253H197ZM46 253V252H45ZM54 253V252H53ZM62 253V252H61ZM67 254V252H65ZM63 253V254H65ZM73 252H70V254H72ZM77 253V252H76ZM75 253V254H76ZM80 253V252H79ZM100 253V252H99ZM116 253V252H115ZM194 253V252H193ZM12 254V253H11ZM10 254V255H11ZM34 254V253H33ZM39 255V252L37 253ZM60 254V253H59ZM58 254V255H59ZM69 254V253H68ZM74 254V255H75ZM85 254V253H84ZM89 254V253H88ZM92 254H96V253H91L90 256ZM98 254V253H97ZM102 254V253H101ZM100 254V255H101ZM114 254V253H113ZM225 254L223 255V257L225 256ZM42 255V254H41ZM53 255V254H52ZM55 255H57L55 253ZM77 255V254H76ZM99 255V254H98ZM104 255V253H103ZM120 255V254H119ZM167 255V254H166ZM193 255V254H192ZM191 255V256H192ZM35 256V255H34ZM66 256V255H64ZM68 256V255H67ZM66 256V257H67ZM94 256V255H93ZM108 256V255H107ZM127 256V254H126ZM196 256V254H195ZM13 257V256H12ZM42 257V256H41ZM39 257V259L41 258ZM45 256H43L41 259L43 260ZM57 257V256H56ZM59 257H62L61 254L59 255ZM63 257V258H66ZM70 257V256H69ZM86 257V256H85ZM98 257V256H97ZM102 257V256H101ZM135 257V256H134ZM158 257V256H157ZM8 258V257H7ZM16 258V257H15ZM38 259V257H36ZM53 258V257H52ZM87 258L90 257L87 256ZM86 258V259H87ZM100 257H98L99 259ZM103 258V257H102ZM111 258V257H110ZM159 258V257H158ZM163 258V257H162ZM196 258V257H195ZM35 259V257H34ZM33 259V260H34ZM38 261L36 262H39ZM101 259V258H100ZM104 259V258H103ZM120 259V258H119ZM124 259V258H123ZM194 259V258H192ZM1 260V259H0ZM13 260V259H12ZM32 260V261H33ZM41 260V261H42ZM55 260V258H54ZM66 260V259H65ZM92 260V259H91ZM95 260H96V256H95ZM125 260V259H124ZM227 260V259H226ZM225 260V261H226ZM7 261V260H6ZM23 261V260H22ZM31 261V260H30ZM35 261V260H34ZM40 261V262H41ZM45 261V260H43ZM61 261V260H60ZM93 262H95L94 260H92ZM97 261V260H96ZM106 261V260H103ZM224 261V260H223ZM9 262V260H8ZM11 262V261H10ZM9 262V263H10ZM20 262V261H17ZM46 262V261H45ZM68 262V261H66ZM98 262V261H97ZM96 262V264H97ZM192 262H194L192 260ZM191 262V263H192ZM5 262L0 261V264H4ZM22 262H20L21 264ZM27 263H29L27 261ZM32 263V262H31ZM34 263V262H33ZM88 263V261H87ZM91 263V261H90ZM101 263V261H100ZM157 263V262H156ZM190 263V264H191ZM228 263V262H227ZM6 264V263H5ZM18 264V263H17ZM23 264V263H22ZM42 264V263H40ZM45 264V263H44ZM69 264V263H68ZM113 264V263H112ZM155 264V262H154ZM226 264V263H224Z\"/></svg>",
    "mask_w": 264,
    "mask_h": 264
},
{
    "label": "built area",
    "instance_id": "built-area-1",
    "mask_svg": "<svg viewBox=\"0 0 264 264\" xmlns=\"http://www.w3.org/2000/svg\"><path fill=\"white\" fill-rule=\"evenodd\" d=\"M131 155H133V153Z\"/></svg>",
    "mask_w": 264,
    "mask_h": 264
}]
</instances>
